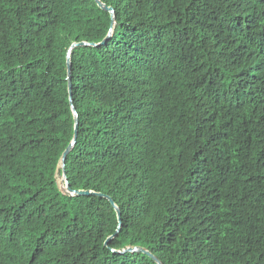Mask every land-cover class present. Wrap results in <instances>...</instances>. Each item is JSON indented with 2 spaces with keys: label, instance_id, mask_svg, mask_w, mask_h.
<instances>
[{
  "label": "trees",
  "instance_id": "1",
  "mask_svg": "<svg viewBox=\"0 0 264 264\" xmlns=\"http://www.w3.org/2000/svg\"><path fill=\"white\" fill-rule=\"evenodd\" d=\"M101 1L0 0V264H264V0Z\"/></svg>",
  "mask_w": 264,
  "mask_h": 264
},
{
  "label": "water",
  "instance_id": "2",
  "mask_svg": "<svg viewBox=\"0 0 264 264\" xmlns=\"http://www.w3.org/2000/svg\"><path fill=\"white\" fill-rule=\"evenodd\" d=\"M97 2L99 3V5L104 8L105 10H111L112 14H113V18L115 16L114 14V9H112L111 7H108L106 4H104L101 0H97ZM115 21V20H114ZM113 25H114V22H113ZM112 33H113V30L110 31V33L108 34V36L100 43V44H104L106 43V41L108 39L111 38L112 36ZM86 44H90V43H86V42H81L80 44H74L72 45V47L70 48V51H69V54H68V71H69V75H68V79H69V88H70V95H71V103H72V107H73V111L76 115V118H77V122H76V134H75V138L73 140V142L71 143V145L67 148V150L64 152L63 154V157H62V167L58 168V175L62 177V182H61V185H62V188L64 189V191L68 194H71V195H89V194H92V191H89V190H72L69 185H68V181L66 182L67 180V173H66V168H65V160H66V157L67 155L69 154V152L72 150V148L74 147V145L76 144V141H77V137H78V127H79V122H78V112L76 110V108L74 107L73 105V99H72V70H71V52L73 50V48L76 46V45H86ZM92 45H96V44H93ZM63 170V174L61 175V171ZM99 195H104V194H99ZM112 200V199H111ZM114 202V201H113ZM118 209V214H119V217H120V222L122 221V218H121V210L119 207H117ZM120 231V228L119 230L115 233V235L118 234V232ZM114 235V236H115ZM113 237L109 238L107 240V243L112 239ZM136 250H140V251H143L147 254H150L151 256H153L156 260H157V257H155L152 253H150L147 249L145 248H141V247H135V248H132V247H128L126 248L125 250H123L122 252H132V251H136ZM160 264H163L162 262H160Z\"/></svg>",
  "mask_w": 264,
  "mask_h": 264
},
{
  "label": "clouds",
  "instance_id": "3",
  "mask_svg": "<svg viewBox=\"0 0 264 264\" xmlns=\"http://www.w3.org/2000/svg\"><path fill=\"white\" fill-rule=\"evenodd\" d=\"M68 181V178H67V180H66V182ZM68 183V182H67ZM60 185H61V183H60ZM69 185V184H68ZM61 187H62V185H61ZM64 190V189H63ZM87 191V190H86ZM89 191H91V190H89ZM92 193H95L96 194V192H94V191H92Z\"/></svg>",
  "mask_w": 264,
  "mask_h": 264
},
{
  "label": "rangeland",
  "instance_id": "4",
  "mask_svg": "<svg viewBox=\"0 0 264 264\" xmlns=\"http://www.w3.org/2000/svg\"><path fill=\"white\" fill-rule=\"evenodd\" d=\"M59 178H62L61 176H58ZM62 182V179H60V183Z\"/></svg>",
  "mask_w": 264,
  "mask_h": 264
}]
</instances>
